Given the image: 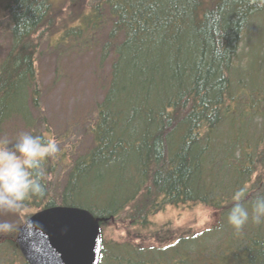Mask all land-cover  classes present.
Returning <instances> with one entry per match:
<instances>
[{
	"label": "trees",
	"instance_id": "obj_1",
	"mask_svg": "<svg viewBox=\"0 0 264 264\" xmlns=\"http://www.w3.org/2000/svg\"><path fill=\"white\" fill-rule=\"evenodd\" d=\"M204 4L11 0L5 7L0 136L15 121L31 133L44 126L37 69L44 52L56 64L91 55L97 71L108 66L96 77L101 96L82 129L87 143L45 161V194L26 207H78L100 227L124 216L130 232L152 226L166 207L198 204L219 217L164 245L102 239L98 264H264V223L249 221L239 232L228 223L234 192L245 190L246 207L264 195V44L256 61L254 40L242 47L264 7L252 0ZM258 28L264 31V20ZM54 74L59 80L65 73L55 66ZM58 166L62 182L53 187ZM25 208L0 217L15 225L0 234V264H26L15 242Z\"/></svg>",
	"mask_w": 264,
	"mask_h": 264
},
{
	"label": "rangeland",
	"instance_id": "obj_2",
	"mask_svg": "<svg viewBox=\"0 0 264 264\" xmlns=\"http://www.w3.org/2000/svg\"><path fill=\"white\" fill-rule=\"evenodd\" d=\"M63 0H55L56 3ZM212 0H206V7L210 8ZM214 1V0H213ZM11 0H0V60L6 54L9 47L10 21L5 7ZM213 3V2H212ZM264 19H257V24L244 37L242 47L246 46L250 40H254L255 46L251 48L257 51L259 44H264V31L258 26ZM244 52V51H243ZM260 53L251 55V61L260 58ZM243 56V54H242ZM241 56V58H242ZM240 58V59H241ZM57 62V61H56ZM254 65V64H253ZM55 66L58 70H64V76L59 80H54ZM40 82L42 83L41 104L43 107L44 126L33 129L32 134L38 132L50 136L58 144L59 148L69 149L71 146L85 145L87 139L84 138L83 126L86 119L93 116L94 103L100 98L101 92L97 87L96 77L106 74L108 66L101 71H97L91 55L84 57L66 56L55 63L51 56L44 52L37 63ZM34 117L36 115L34 114ZM47 129V132L44 130ZM26 132L18 122H11L3 128L0 138H8L15 141L19 134ZM52 161L54 158H50ZM64 170L58 166L54 177L49 178L53 187L60 186ZM51 193V192H50ZM27 206L23 212L22 223L25 219L39 210ZM216 212L201 205H185L182 207H166L150 218L152 226L146 229H137L136 232L127 230L128 225L121 216L116 221H110L101 226V237L103 240H122L125 236L136 242L139 240L149 241L155 245H164L179 236H189L212 227L218 220ZM21 223V224H22ZM168 231V234H166ZM130 232V233H129ZM156 239V240H155ZM165 242L163 244H159ZM217 264H227L219 262Z\"/></svg>",
	"mask_w": 264,
	"mask_h": 264
},
{
	"label": "clouds",
	"instance_id": "obj_3",
	"mask_svg": "<svg viewBox=\"0 0 264 264\" xmlns=\"http://www.w3.org/2000/svg\"><path fill=\"white\" fill-rule=\"evenodd\" d=\"M258 7H264V0H252ZM60 152L58 144L46 135L23 132L15 141L0 138V217L18 215L32 197H43L45 187V161ZM245 190L234 192L228 223L237 232L251 221L264 223V195H259L246 207L242 202ZM15 230L12 221L0 219V234H11Z\"/></svg>",
	"mask_w": 264,
	"mask_h": 264
},
{
	"label": "water",
	"instance_id": "obj_4",
	"mask_svg": "<svg viewBox=\"0 0 264 264\" xmlns=\"http://www.w3.org/2000/svg\"><path fill=\"white\" fill-rule=\"evenodd\" d=\"M27 264H98V220L78 207H45L28 217L16 234Z\"/></svg>",
	"mask_w": 264,
	"mask_h": 264
}]
</instances>
